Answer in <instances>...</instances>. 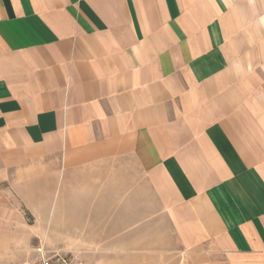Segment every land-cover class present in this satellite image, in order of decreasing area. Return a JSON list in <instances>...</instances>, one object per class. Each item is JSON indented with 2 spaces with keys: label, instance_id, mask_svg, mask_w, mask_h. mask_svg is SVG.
Returning a JSON list of instances; mask_svg holds the SVG:
<instances>
[{
  "label": "crops",
  "instance_id": "obj_1",
  "mask_svg": "<svg viewBox=\"0 0 264 264\" xmlns=\"http://www.w3.org/2000/svg\"><path fill=\"white\" fill-rule=\"evenodd\" d=\"M41 248L264 264V0H0V264Z\"/></svg>",
  "mask_w": 264,
  "mask_h": 264
},
{
  "label": "built area",
  "instance_id": "obj_2",
  "mask_svg": "<svg viewBox=\"0 0 264 264\" xmlns=\"http://www.w3.org/2000/svg\"><path fill=\"white\" fill-rule=\"evenodd\" d=\"M38 258L29 263L24 264H80L77 258L70 254H63L57 252H45L38 249Z\"/></svg>",
  "mask_w": 264,
  "mask_h": 264
},
{
  "label": "rangeland",
  "instance_id": "obj_3",
  "mask_svg": "<svg viewBox=\"0 0 264 264\" xmlns=\"http://www.w3.org/2000/svg\"><path fill=\"white\" fill-rule=\"evenodd\" d=\"M41 250H42V251H45V252H46V251L49 252L51 249L41 248ZM34 251L36 252L37 249H35Z\"/></svg>",
  "mask_w": 264,
  "mask_h": 264
}]
</instances>
